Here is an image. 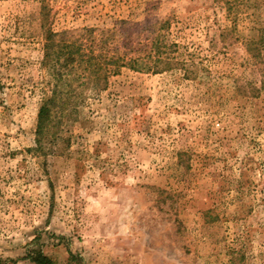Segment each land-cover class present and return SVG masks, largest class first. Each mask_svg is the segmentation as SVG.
<instances>
[{"label": "rangeland", "instance_id": "1", "mask_svg": "<svg viewBox=\"0 0 264 264\" xmlns=\"http://www.w3.org/2000/svg\"><path fill=\"white\" fill-rule=\"evenodd\" d=\"M56 31L130 20L174 44L124 67L36 150ZM152 24V26H150ZM264 264V0H0V264Z\"/></svg>", "mask_w": 264, "mask_h": 264}, {"label": "trees", "instance_id": "2", "mask_svg": "<svg viewBox=\"0 0 264 264\" xmlns=\"http://www.w3.org/2000/svg\"><path fill=\"white\" fill-rule=\"evenodd\" d=\"M44 45L42 66L53 78L51 94L43 99L38 112L36 150L46 152L54 139L56 120L69 111L76 112L86 91H102L110 78L128 67L139 72L160 73L172 70L179 62L156 29L149 35L135 30L130 20H118L114 27L56 31L48 6L42 5ZM152 26V24L150 25ZM34 264H56L41 250L30 252ZM230 264H251L236 249L230 250Z\"/></svg>", "mask_w": 264, "mask_h": 264}]
</instances>
